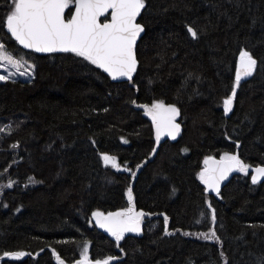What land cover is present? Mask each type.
Returning a JSON list of instances; mask_svg holds the SVG:
<instances>
[{"label": "trees", "instance_id": "obj_1", "mask_svg": "<svg viewBox=\"0 0 264 264\" xmlns=\"http://www.w3.org/2000/svg\"><path fill=\"white\" fill-rule=\"evenodd\" d=\"M11 8L0 0V41L33 75L0 82V264H78L85 245L92 264H262L264 180L238 173L213 196L199 174L225 154L264 167V0H145L132 85L74 53L21 49ZM241 51L256 68L225 113ZM155 103L177 108L182 132L153 156ZM129 189L141 233L117 242L93 213L127 210Z\"/></svg>", "mask_w": 264, "mask_h": 264}, {"label": "snow or ice", "instance_id": "obj_2", "mask_svg": "<svg viewBox=\"0 0 264 264\" xmlns=\"http://www.w3.org/2000/svg\"><path fill=\"white\" fill-rule=\"evenodd\" d=\"M70 6H74L75 11L70 19H66L65 10ZM144 7L145 0H12V8L6 16L5 26L11 37L25 49L40 53H74L103 69L113 80L121 77L131 80L137 65L134 48L138 36L143 31L136 23V18ZM109 11L110 20L101 22L100 18H107ZM188 31L196 38V31L191 27ZM4 61L16 68L21 66L0 43V62ZM256 64L257 61L247 51L240 52L235 77L237 86L244 77L253 74ZM3 80H6V77L0 76V81ZM235 93L234 87L232 96L224 100L225 113L231 110ZM146 114L152 117L157 141L162 135L176 138L180 130L179 125L175 123L179 115L176 107L155 103L151 108H146ZM101 158L106 166L111 165L119 169L115 157L103 155ZM204 164L205 169L199 174V178L206 189L216 193H219L220 182L227 178L229 172H248V165L236 155L225 154L219 161L205 160ZM254 173L252 182L255 184L264 177V167L255 168ZM11 186V183L7 185ZM127 195L129 208L126 211L110 213L107 216L100 212L93 213L96 223L117 242L123 239L127 232L139 233L141 218L144 216L143 212L134 210L131 189ZM165 222L167 224V217ZM202 235L205 239L216 238L215 231ZM24 255V252L10 254L12 259H19ZM57 259L59 264H63L59 257ZM80 264H88L87 245L84 247V258ZM96 264H110V261H97Z\"/></svg>", "mask_w": 264, "mask_h": 264}, {"label": "water", "instance_id": "obj_3", "mask_svg": "<svg viewBox=\"0 0 264 264\" xmlns=\"http://www.w3.org/2000/svg\"><path fill=\"white\" fill-rule=\"evenodd\" d=\"M142 10H143V9H142ZM142 10H141V13H142ZM74 11H75V9H74V6H73L72 9H71V13H70V15H68V9H66V10H65V18H66V19H70V18H71V14H72ZM141 13L137 16V18H136V23H138V24L143 28V31L140 33V35L138 36V38H137V40H136V44H135V48H134L135 57H136V48H137V45H138V43L140 42L141 38H142V37L144 36V34H145V29H144V27L138 22V20H139V18H140V16H141ZM107 16H108V19L105 20V21L102 20L104 17H101V18H100L101 22H107L108 20H110V11H109V13L107 14ZM4 31H5L6 34H8V35L11 37L10 33H8V32L6 31L5 23H4ZM11 38H12V37H11ZM12 39H13V38H12ZM13 40H14V39H13ZM14 41H15V40H14ZM15 42H16V41H15ZM16 44H17L21 49H23V50H25V51H28V52H32V53H34V54H36V55H47V54H68V53H65V52L40 53V52L32 51L31 49H25V48H23L21 45H19L17 42H16ZM136 61H137V65H136V69H137V67H138V60H137V57H136ZM238 63H239V60H238V62H237V64H236L235 77H236V70H237V65H238ZM99 69H100V68H99ZM100 70H101V71H102V72H103V73H104V74H105V75H106V76H107V77H108L113 83H129L130 85H132V78H133L135 72L132 74V78H131V80H129V79L126 78V77H121V78H118V79L113 80L112 77L109 76L108 73H106L103 69H100ZM135 71H136V70H135ZM249 77H250V76H248V77H244L242 80L247 79V78H249ZM165 106L167 107V106H170V105H165ZM175 123H177V124L179 125V129H180V130H179V133L176 135V138H175V139H172L170 136L162 135V136L160 137L159 141H157V139H156V128H155V125L153 124V137H154V142H155L154 151H153V156L156 154V152H157V150H158V147H159L162 143H164V142H166V141H175V140H177V139L180 137L181 132H182V126H181L180 123L177 122L176 120H175ZM207 160L219 161L220 159H217V158H209V159H207ZM257 167H261V166H251V167L248 169L247 174L250 176L251 180H252V176L255 174V173H254V169L257 168ZM236 174H238V171H232V172H229V173H228L227 178L224 179V180H222V181L220 182V190H219V193H220L222 187H223L228 181H230V179H231L234 175H236ZM263 180H264V177H261V178L257 181V183H261ZM205 193L208 194V195H213V196L219 194V193H216V192H213V191H210V190L206 189V186H205ZM115 213H116V212H115ZM103 215H104V214H103ZM105 216H107V215H105ZM143 218H144V216L141 218V224H140V231H139V233H135V232H127V233H125L124 235H138V234H140V233H141V226H142ZM93 223H94L95 227H96L100 232H102L104 235H106V236H108V237H113V236L110 235V234H109L104 228H101V227L96 223V221H95L94 218H93ZM78 264H80V262H79ZM88 264H92V263H91L90 261H88Z\"/></svg>", "mask_w": 264, "mask_h": 264}, {"label": "rangeland", "instance_id": "obj_4", "mask_svg": "<svg viewBox=\"0 0 264 264\" xmlns=\"http://www.w3.org/2000/svg\"><path fill=\"white\" fill-rule=\"evenodd\" d=\"M71 7H73V6H70L69 9H71ZM0 43H2V42L0 41ZM6 52L9 55H12L9 51L6 50ZM12 57H13V59L17 60L20 63L21 66L19 68H16V67H13L12 65L8 64L6 61L0 62V76H5L6 77V80L0 81V82L2 83V82H5L7 80H21V81H29V80H31L33 73H32V68L29 67L30 64H28V63H26L24 61L19 60L14 55H12ZM239 57H240V55H239ZM239 57H238V60H239ZM20 73H25V74L24 75H21ZM234 87L235 88L237 87V85H236L235 82H234L233 88ZM230 96H232V93L230 94ZM223 109H224V106H223ZM238 173L239 174H245V173L239 172V171H238ZM204 186H205V184H204ZM10 258H11V256H10ZM83 258H84V255H82L81 260Z\"/></svg>", "mask_w": 264, "mask_h": 264}, {"label": "flooded vegetation", "instance_id": "obj_5", "mask_svg": "<svg viewBox=\"0 0 264 264\" xmlns=\"http://www.w3.org/2000/svg\"><path fill=\"white\" fill-rule=\"evenodd\" d=\"M252 181V180H251Z\"/></svg>", "mask_w": 264, "mask_h": 264}]
</instances>
